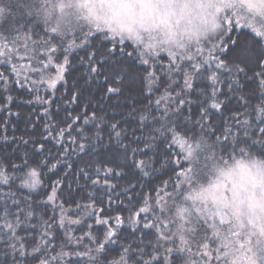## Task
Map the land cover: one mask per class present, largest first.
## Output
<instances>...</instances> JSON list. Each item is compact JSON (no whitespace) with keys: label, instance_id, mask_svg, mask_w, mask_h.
Here are the masks:
<instances>
[{"label":"snow or ice","instance_id":"obj_1","mask_svg":"<svg viewBox=\"0 0 264 264\" xmlns=\"http://www.w3.org/2000/svg\"><path fill=\"white\" fill-rule=\"evenodd\" d=\"M0 264H264V0H0Z\"/></svg>","mask_w":264,"mask_h":264}]
</instances>
